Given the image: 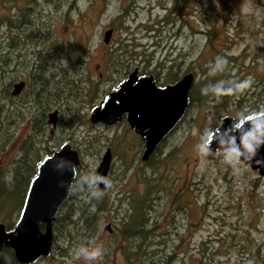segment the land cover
Instances as JSON below:
<instances>
[{
	"label": "rangeland",
	"instance_id": "1",
	"mask_svg": "<svg viewBox=\"0 0 264 264\" xmlns=\"http://www.w3.org/2000/svg\"><path fill=\"white\" fill-rule=\"evenodd\" d=\"M29 1L33 25L8 27L6 18L19 14ZM172 1L0 0V204L4 200L0 223L6 230L12 228L36 164L63 142L77 152L79 164L70 197L56 218L75 211L71 220L76 221L84 208L88 215L94 213L93 201L108 203L99 214L94 237L80 236L81 221L66 228L70 240L57 227L52 231L50 255L34 264H164L168 255L169 264H264V175L236 157L211 153L206 147L222 116L238 122L264 113V8L258 7L264 6V0H180L177 7ZM164 15L166 21L160 20ZM108 28L112 32L104 43L102 35ZM29 33L32 36L26 37ZM10 36H17L18 42L9 45ZM49 47L63 49L66 59L44 58ZM77 53L83 61L77 66L78 89L70 91L74 94H67L66 100L59 92L62 99L53 101V87L61 85L60 70H69ZM211 56L216 57L220 73L215 90L223 89L227 79L234 93L225 106H216L212 96L202 105L195 100L188 104L149 165L140 160L143 144L126 126L105 129L88 122L104 94L134 67L140 74L157 75L161 83L168 81L165 68L177 70L178 77L190 73L193 87L199 89L204 79L200 71ZM42 69L43 86L34 83L38 74L42 78ZM21 81L23 92L12 98L13 85ZM89 86L98 88L92 102L85 99ZM47 103L42 133L36 134L34 116ZM53 111L57 122L51 129L46 119ZM75 112L84 118L82 122L73 117ZM107 148L111 162L101 198L96 168ZM155 162L156 175L167 179L155 183L153 190L151 181L141 188L139 175H149ZM20 175L24 177L16 184ZM147 188L155 193H149L147 214L155 227L148 234L142 262H128L121 253L125 241L118 228L127 215L129 196L134 199V190L139 197L147 195ZM172 189L182 193L178 202L171 198ZM94 251L102 255L90 258ZM0 264H17L10 250L0 252Z\"/></svg>",
	"mask_w": 264,
	"mask_h": 264
},
{
	"label": "water",
	"instance_id": "2",
	"mask_svg": "<svg viewBox=\"0 0 264 264\" xmlns=\"http://www.w3.org/2000/svg\"><path fill=\"white\" fill-rule=\"evenodd\" d=\"M111 32V28L103 32L104 43L108 42ZM136 75L133 69L120 86L106 93L91 110L88 122L112 127L125 115L126 123L144 144L140 160L146 162L184 117L193 75L187 73L174 85L163 89L156 88L151 77L137 80ZM23 86V82L14 84L11 96L19 95ZM46 120L47 125L54 128L57 112H49ZM233 122L228 116L220 118L218 127L208 138L207 150L225 152L259 176L264 175V113L242 119L235 125ZM110 162L111 154L106 149L96 168L99 191L104 190ZM78 164V155L68 142L36 164L16 222L9 230L0 223V252L10 250L17 264H34L50 255L54 219L58 207L67 198Z\"/></svg>",
	"mask_w": 264,
	"mask_h": 264
},
{
	"label": "trees",
	"instance_id": "3",
	"mask_svg": "<svg viewBox=\"0 0 264 264\" xmlns=\"http://www.w3.org/2000/svg\"><path fill=\"white\" fill-rule=\"evenodd\" d=\"M180 0H173V6L177 7L178 2ZM30 4H32V2H26L25 6L23 8H20L19 10V14H16L10 18H6L7 20V24L8 27H14L16 26L15 24L18 25H25L31 27L33 24L29 19V16L33 13L32 8L29 6ZM173 8V7H172ZM168 11H170V9H168ZM166 16L164 15L162 18H160V20L162 21H166ZM1 22H3L2 20L0 21V25ZM31 33L27 34L26 37H31ZM25 37V36H24ZM206 40L210 37L208 32L206 33ZM17 39V36H10L8 39L9 45L14 44L11 42H15V40ZM18 42V39H17ZM215 52H217L219 55H223L221 53L220 50H216L215 47L213 46ZM123 49V48H122ZM124 50V49H123ZM62 51L64 52V50L62 49ZM62 51L60 50V48L54 47V48H46L44 50V58H63L66 59V53H62ZM59 54V55H58ZM129 55H132V53H130ZM74 61H71L69 64L68 69H61L60 70V77H59V82L61 85L59 86V89L57 86H54L52 93H53V101H58L61 98V93L63 95V97L65 98L64 100L67 99V94L73 95L74 93H70V91L74 90V88L77 90L78 86H79V82L80 79H78V71H77V66L80 65L83 61L81 58V55H79V53H77L74 57ZM226 59L228 57H225ZM229 59H231L234 64L237 63V59H235V57H229ZM206 65L210 64L213 65L214 67L210 68V67H206V65L201 69L200 74L202 77H204V79L202 81H200V88H194L193 85L191 87L190 90V94H189V105L191 106L193 103V101L195 100L196 103L198 105H202L204 104V102L207 100V98L209 96H212V102H217L215 105L216 106H225L227 104V100L228 98H230L232 96V94L234 93L235 90H233V86H231L230 89H228L227 84H228V80L225 79L223 82H226L224 88L220 89L216 91L215 87L217 85V79L220 76V73H218V69L216 67V57L215 56H211L209 61H205ZM176 67H178L176 65ZM206 67V68H205ZM171 68V66H170ZM42 71H44L42 78L41 75L38 74L37 75V80L34 82L37 85H41L42 84V79L45 78V70L42 69ZM177 71V70H176ZM175 71V73H176ZM174 71L171 69L167 70V75L169 77L172 78V75L175 74ZM222 75V74H221ZM58 78V75H55V78ZM229 79L228 76H225ZM78 83V84H77ZM57 85V83H56ZM70 89V90H69ZM75 90V91H76ZM80 90V87H79ZM231 91V92H230ZM61 92V93H59ZM76 93V92H75ZM97 93H98V88L96 86H89L87 89V94L85 99H88L90 102H92L96 97H97ZM69 96V97H70ZM8 100H10V97L6 94L5 96ZM189 107V106H188ZM48 109V103L46 105H44L43 107L39 108L38 114L34 116L35 118V123H34V130L36 132V134H41L42 133V128L44 126V120H45V112ZM1 113V110H0ZM73 117L75 119H77V121L82 122V120H84V118L80 116L76 115V112L73 113ZM61 121V120H60ZM234 122H237L234 120ZM164 141L160 144V146L158 148L155 149L154 153L147 159L146 161V165H149L148 163H150V161L153 159L154 160V154L158 153L160 151V148L162 147ZM161 163V162H160ZM165 163V162H164ZM164 165V164H163ZM157 162H155V166L150 168V174L149 175H139V177L142 179L141 182H139V186L142 188L144 185L150 183V181L152 183L150 187H152V190L155 187V183H157V185H160V183L163 180H166L167 178L162 175L161 173H159L158 175H156L157 171ZM16 176V175H15ZM23 175H20V178L15 181V183L17 184L21 179H23ZM16 184H14V188H16ZM185 187V186H184ZM183 187V188H184ZM185 190H187L186 188H184ZM14 190V189H13ZM9 191V190H8ZM156 191V189H155ZM5 192L3 189L1 190V195L2 193ZM134 194V199H132V196H129V200L132 202V205H130L129 200L127 201V209L125 211H127V215L125 216V218H123V220L120 222L119 228L118 230H120L121 235H122V240L125 241V245L122 246V256L124 257V259L126 261H138V262H142V258H144L145 254H146V250L148 249V244L150 243L148 238V234L150 233L151 229H153L155 227V221L154 222H150L149 223V219L147 217V214L150 211V204L152 201V198H150V194H155L153 191L149 190V188H147L146 192H148V194L146 195H140V197L138 196L137 193H139L138 191H135ZM157 192V191H156ZM181 192V191H180ZM97 193V191L95 192ZM171 198H173V201H179V195H181L182 193H178V192H173V189L171 190ZM98 195L102 198L103 195L100 194V192H98ZM3 196V195H2ZM22 196V195H21ZM4 197V196H3ZM92 200H94V198H92ZM2 204H3V198H1ZM101 201V203L98 202V200L93 201V209H94V213L91 215L88 213H86V209L84 208L83 211H81L80 213L76 214L77 218L76 221H72L71 217L72 215L75 213V211H72L71 214L69 213L67 215V217L65 218V215L62 218H56L54 219V223H53V227H52V231L55 230L57 231V227L61 228L62 233L65 234V238H67V240H70V234L69 232H67L66 228L68 226H72L74 228V226L77 223H80V227H78V231L82 232V236L83 238L85 237L86 240H90L92 237H94L95 233L98 230V225H99V214H101L107 207L106 205L108 204L106 201L104 200H99ZM96 202V204H95ZM98 202V203H97ZM2 204H0V208L3 207ZM21 206V203H20ZM19 206V208H20ZM18 208V209H19ZM6 213V212H5ZM146 215V217H145ZM10 228V225H9ZM64 229V230H63ZM4 250V249H3ZM2 250V251H3ZM1 251V252H2ZM171 260V256L168 255V260L164 263V264H169V261Z\"/></svg>",
	"mask_w": 264,
	"mask_h": 264
},
{
	"label": "flooded vegetation",
	"instance_id": "4",
	"mask_svg": "<svg viewBox=\"0 0 264 264\" xmlns=\"http://www.w3.org/2000/svg\"><path fill=\"white\" fill-rule=\"evenodd\" d=\"M258 7H260V8H264V6H262V5H260V6H258ZM133 69H136V71H137V75H136V78H137V80H139V79H142V78H147V77H151L152 78V82L154 83V85H155V87L156 88H158V89H163L164 87H166V86H172V85H174L177 81H179L181 78H182V76H180V77H178L177 75H176V73L174 74V75H172V78L171 77H169L168 76V81L167 82H164V83H161V82H158V79H156L157 78V75H153V74H147V75H144V74H140V71L136 68V67H134ZM132 69V70H133ZM131 70V71H132ZM131 71L129 70L128 71V73L126 74V75H124V76H121V79H120V83L116 86V87H113L109 92H112L114 89H116L118 86H120L123 82H124V80L127 78V76H128V74H130L131 73ZM166 71H167V68H165V74H166ZM164 74V75H165ZM185 75V74H184ZM165 77H167V76H165ZM22 82V81H21ZM24 83V82H23ZM133 85H135V83L133 84ZM13 88V87H12ZM24 88H25V83H24V86H23V89H22V91L20 92V94L23 92V90H24ZM108 92V93H109ZM20 94L19 95H17V96H11L12 98H17L18 96H20ZM106 94V93H105ZM104 94V95H105ZM189 97V96H188ZM188 107V106H187ZM187 109V108H186ZM181 121V120H180ZM179 121V122H180ZM179 122L173 127V129L170 131V133L177 127V125L179 124ZM237 123V122H236ZM235 122H233V124L235 125L236 124ZM95 125H99V126H101L102 128L104 127L105 129H114V128H116L117 126H119V125H124V126H126V128L128 129V131L129 132H131V134L135 137V138H137V140H139V138H138V136L133 132V130L132 129H130V127H129V125L126 123V116L125 115H122L121 116V120L119 121V122H117L115 125H113L112 127H106V126H104V125H102V124H95ZM55 128V127H54ZM54 128H52L51 127V129H54ZM50 133H52V130L50 131ZM169 133V134H170ZM168 134V135H169ZM167 135V136H168ZM166 136V137H167ZM142 144H143V142L141 141V140H139ZM63 143H65V142H63ZM144 145V144H143ZM73 149V148H72ZM107 149H109V148H107ZM55 150V149H54ZM106 150V149H105ZM109 151H110V149H109ZM77 153V152H76ZM110 154H111V151H110ZM101 158V157H100ZM78 166V165H77ZM76 168L77 167H75V177H74V179L72 180V184H73V182H74V180H75V178H76ZM110 168V167H109ZM108 173H109V170H108ZM108 173H107V176H106V181H105V186H106V184H107V181H108ZM72 184H71V186H72ZM71 186H70V188H71ZM100 193H103V191H99ZM70 195V189H69V191H68V195H67V198L62 202V204L58 207V209H60V207L63 205V204H65V202L67 201V199L70 197L69 196ZM72 206V205H71ZM40 260V259H39Z\"/></svg>",
	"mask_w": 264,
	"mask_h": 264
},
{
	"label": "clouds",
	"instance_id": "5",
	"mask_svg": "<svg viewBox=\"0 0 264 264\" xmlns=\"http://www.w3.org/2000/svg\"><path fill=\"white\" fill-rule=\"evenodd\" d=\"M248 147L250 148V145H249ZM55 167L58 168L59 165H56V164H55ZM74 171H75V170H74ZM102 194H103V193H102ZM92 196L95 197V196H96V193L93 192V193H92ZM101 255H102L101 252H99V251H94V252H92V253L90 254V258H92V259H98Z\"/></svg>",
	"mask_w": 264,
	"mask_h": 264
}]
</instances>
